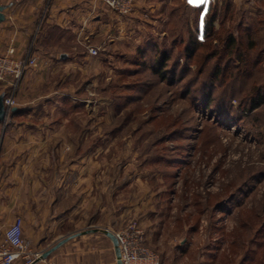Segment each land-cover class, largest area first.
<instances>
[{"label": "rangeland", "instance_id": "1", "mask_svg": "<svg viewBox=\"0 0 264 264\" xmlns=\"http://www.w3.org/2000/svg\"><path fill=\"white\" fill-rule=\"evenodd\" d=\"M229 1V22L217 20L215 36L199 44L191 59L183 49L192 36L203 41L198 28L209 0L199 6L204 11L198 25L197 6L188 0H166L161 12L144 16L143 36L160 42L156 54L128 55L120 46L91 42L84 46L100 50L90 61L77 58L88 67L71 75L68 89L57 88L55 95L51 83L42 90L43 96H57L60 105H41L43 99L28 104L17 98L19 111H31L32 118L0 124V242L9 219L21 217L16 210L11 217L4 206L10 187L19 205L20 186L8 185L10 160L2 163L3 131L20 127L10 137L12 143L38 130L35 143L28 146L45 136L46 146L57 142L56 150L60 144L83 148L85 153H74L76 160L108 164L110 208L116 210L111 195L121 190L115 200L124 215L117 226L110 216L107 228L115 233L137 221L160 264H264V0L215 4L221 8ZM147 21H156L155 33ZM228 32L235 38L231 50L223 42ZM80 46L74 52L86 53ZM163 49L170 51L165 80L153 72L155 56ZM218 62L219 71L213 75ZM67 94L78 97L63 101ZM254 99L262 104L250 109ZM63 116L72 134L60 141L52 130Z\"/></svg>", "mask_w": 264, "mask_h": 264}, {"label": "crops", "instance_id": "2", "mask_svg": "<svg viewBox=\"0 0 264 264\" xmlns=\"http://www.w3.org/2000/svg\"><path fill=\"white\" fill-rule=\"evenodd\" d=\"M165 1L138 0L131 15L121 16L101 0H0L5 14V20L0 23V51L12 47L17 58L36 59V65L24 72L18 100L33 104L43 99L41 105L48 102L60 105L55 96L57 88L68 89L73 84L71 75L86 71L88 63L77 58L85 61L93 58L84 46L91 42L98 45L107 42L112 48L120 46L130 55L131 51L136 54L143 42L157 41L158 37L143 36L144 16L161 12ZM214 2L209 0L207 7ZM147 22L155 33L156 21ZM80 45L86 48V53L74 52ZM51 83H55V95L43 96L42 90H47ZM67 95L63 101L69 102L76 96ZM66 117L57 119L61 122L52 130V135L60 137V141L72 134L64 124ZM14 118L31 119L32 114L19 111ZM15 128L3 131L2 163L10 160L5 177L8 185L20 186L19 205L10 187V197L4 206L11 217L16 210L23 219L24 237L34 246L35 260L38 259L31 264H117L113 240L106 232H111L107 228L110 216L115 218L112 223L117 226L124 215L123 207L119 208L115 200L123 191L111 195L112 204L116 202L113 210L107 187L108 164L101 162L94 166V162L81 157L76 160L74 153H85L83 148L77 150L60 144L56 150L57 142L46 146L45 136L38 144L28 146L35 143L33 138L38 137V130L27 131L24 141L12 143L10 137L14 131H20V127ZM65 154H69L66 159L62 157ZM124 184L122 181L118 188L123 189ZM13 221V217L9 219L10 224ZM63 239L67 241L47 258L39 259Z\"/></svg>", "mask_w": 264, "mask_h": 264}, {"label": "built area", "instance_id": "3", "mask_svg": "<svg viewBox=\"0 0 264 264\" xmlns=\"http://www.w3.org/2000/svg\"><path fill=\"white\" fill-rule=\"evenodd\" d=\"M110 9L121 16H129L135 11L138 0H101ZM88 53L96 56L100 48L87 46ZM15 50L9 47L0 51V94L4 95L6 108L17 107V94L20 80L26 69L36 65V59H19ZM120 250L122 264H160L159 255L146 245L144 230L137 221H131L119 232L114 233ZM33 252L29 249L23 232V219L16 217L4 232L0 242V264H15L19 259H26Z\"/></svg>", "mask_w": 264, "mask_h": 264}, {"label": "trees", "instance_id": "4", "mask_svg": "<svg viewBox=\"0 0 264 264\" xmlns=\"http://www.w3.org/2000/svg\"><path fill=\"white\" fill-rule=\"evenodd\" d=\"M215 5V6H214ZM232 3L229 1L226 3V5L224 7H217V5L214 3H210L206 13L204 14L203 18H202V29L198 28V32H200L202 34L203 37V41H201L199 39V36H192L188 39V41L186 42L184 49H183V54H185L186 58L191 59L195 53L197 48L199 47V44H203L205 42H207V39L209 37L215 36V22L217 20H219L220 24H226L227 22H229V18L232 12ZM204 11V6L198 7V15H197V25L198 22L201 18V14ZM242 23V21L240 22V24ZM217 35V33H216ZM224 42V46L226 49L231 50L232 47H234L235 45V38L232 34V32H228L226 34L225 39H223ZM160 42L155 41H150V42H143L142 46H140L137 50L136 55H139V57L141 55L143 56H151L156 54L160 48ZM162 45V44H161ZM176 43L172 46L175 47ZM163 48V47H162ZM171 50V48L169 49ZM212 55V54H210ZM221 60V59H220ZM170 62V51L167 50H162L161 53L158 56H155V62H154V66H153V72L154 74L160 76L161 78H163L164 80L167 79V73L168 70H166V67L168 65V63ZM136 63H134L135 65ZM141 64L143 65L144 63L141 62ZM218 65L219 62L214 66V74L218 73ZM138 67H140V63L138 65ZM136 69H139V68ZM137 71V70H136ZM173 77L172 79L175 77L174 72L172 73ZM223 77H225V75L223 74ZM209 97H211V94H208V99ZM262 102L260 99H254L253 102L251 103L250 109H257L261 106ZM19 112V110H12V108H8L7 111V117L6 120L0 124H4L5 126L9 123V121H12V118L14 117L15 114H17Z\"/></svg>", "mask_w": 264, "mask_h": 264}, {"label": "water", "instance_id": "5", "mask_svg": "<svg viewBox=\"0 0 264 264\" xmlns=\"http://www.w3.org/2000/svg\"><path fill=\"white\" fill-rule=\"evenodd\" d=\"M5 20V14H4V6L0 5V23H2ZM12 110H16V107L12 108ZM7 111L8 109L6 108L4 104V95L0 94V123L4 122L7 117ZM107 235L113 240V244L115 247L116 251V256H117V264H122L121 259H120V250L118 247V242L115 237V235L111 232H106ZM67 239H63L60 242H58L55 246L44 252L39 259H45L47 258L53 251H55L59 246H61L63 243H65ZM38 260V259H37ZM35 260V261H37Z\"/></svg>", "mask_w": 264, "mask_h": 264}, {"label": "snow or ice", "instance_id": "6", "mask_svg": "<svg viewBox=\"0 0 264 264\" xmlns=\"http://www.w3.org/2000/svg\"><path fill=\"white\" fill-rule=\"evenodd\" d=\"M206 2H207V0H188V3L190 5H194V6H197V7H199L202 4H205Z\"/></svg>", "mask_w": 264, "mask_h": 264}]
</instances>
